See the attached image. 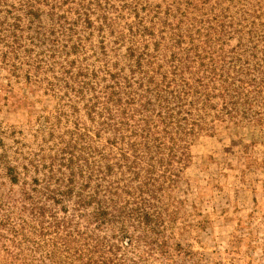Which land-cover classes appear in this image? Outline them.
<instances>
[{"label":"rangeland","instance_id":"1","mask_svg":"<svg viewBox=\"0 0 264 264\" xmlns=\"http://www.w3.org/2000/svg\"><path fill=\"white\" fill-rule=\"evenodd\" d=\"M185 1L0 0V157L7 155L8 163L20 171L27 165L30 175L40 178L51 158L68 162L71 154L63 149L73 132L77 139L76 116H81L82 126L93 124L83 102L65 87L68 76L61 63L75 61L67 71L77 80L87 68L103 70L109 61L125 68L130 26L138 32L156 22L157 29L162 28L169 7L195 12L204 21L195 23L194 31L208 27L196 33L195 43L205 45L209 27H217L220 33L212 40L222 42L226 52L244 43L255 56L227 53V61L244 69L243 75L232 74L239 92L227 98L228 104L216 103L205 118L207 124L187 144L190 156L179 166V175L164 182L160 201H151L163 207L171 254L151 258L148 264H264V7L257 6L258 0H224L231 11L227 18H214L207 13H219L215 0H188L198 10ZM179 13L174 10L169 18L175 30L182 23ZM246 31H254L255 37L249 39ZM121 33L125 36L118 42ZM174 33L170 27L168 36ZM71 99H77L78 115ZM236 102L238 113L231 116ZM32 163L39 166L38 174ZM4 172L0 164L6 191L9 180Z\"/></svg>","mask_w":264,"mask_h":264},{"label":"trees","instance_id":"2","mask_svg":"<svg viewBox=\"0 0 264 264\" xmlns=\"http://www.w3.org/2000/svg\"><path fill=\"white\" fill-rule=\"evenodd\" d=\"M215 2L221 10L216 8L219 13H207L208 17L227 18L231 6L224 0ZM257 6L263 8L264 1L258 0ZM174 10L180 11L182 22L177 30L169 21ZM166 13L162 28L157 29L156 22L138 32L128 28L132 35L125 68L109 61L111 67L107 62L103 70L87 68L77 80L67 71L75 61L61 63L68 76L65 87L83 102L93 125L82 126L81 116H76L77 139L73 132L63 149L71 158H51L44 178L32 177L25 164L20 171L8 163L7 155L0 157L9 180L6 191V182L0 181V264H148L151 258L171 254L163 207L151 201H160L164 182L179 175V166L190 156L187 144L207 124L205 118L216 103L228 104L227 98L239 92L232 74L243 75L244 69L227 61V53L255 55L244 43L226 52L222 42L212 40L220 33L217 27H209L205 45L197 44L196 33L208 27H192L204 17L180 6ZM170 27L174 36H168ZM246 33L249 39L255 37L254 31ZM124 36L121 33L118 42ZM253 48L258 50L257 45ZM71 100L78 115L77 99ZM237 105L233 103L231 116L238 113Z\"/></svg>","mask_w":264,"mask_h":264}]
</instances>
